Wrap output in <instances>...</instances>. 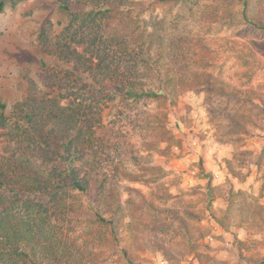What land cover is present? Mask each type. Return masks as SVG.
<instances>
[{
  "label": "rangeland",
  "instance_id": "1",
  "mask_svg": "<svg viewBox=\"0 0 264 264\" xmlns=\"http://www.w3.org/2000/svg\"><path fill=\"white\" fill-rule=\"evenodd\" d=\"M126 1L133 9L104 19L103 39L155 33L168 94L103 106V175L89 179L104 192L83 196L47 190L50 166L28 149L54 123L45 110L60 82L47 71L82 52L63 33L68 14L59 0H0V214L24 235L42 224L29 246L39 264H264V0H249L252 24L242 0ZM16 263L30 264L0 260Z\"/></svg>",
  "mask_w": 264,
  "mask_h": 264
},
{
  "label": "trees",
  "instance_id": "2",
  "mask_svg": "<svg viewBox=\"0 0 264 264\" xmlns=\"http://www.w3.org/2000/svg\"><path fill=\"white\" fill-rule=\"evenodd\" d=\"M59 3L60 9L69 17L63 33L72 42H76L85 54L75 51L77 59L69 62V65L60 64L58 59L53 61L51 67L55 70L47 73L60 84L56 87V99L51 101L52 106H48L45 112L54 123L49 125L46 122V134L31 133L33 143L27 148L32 159L50 166L42 173L48 181L47 190L69 187L80 195L89 196L93 190L104 192L102 180L90 183L89 179V176L103 175L94 136L101 124L103 106L117 97L133 101L167 97L169 85L165 84V78L171 69L166 63V57H159L153 52L157 35L150 33L146 26L141 30L130 28L123 33L114 30L103 39L100 32L103 20L130 12L133 8L128 1L59 0ZM242 4L243 18L252 24L248 11L250 1L242 0ZM75 5L83 9L78 10ZM41 63L47 69L48 63L44 60ZM56 70L65 71V77L74 76L73 80L68 79L61 84L63 79ZM60 102L66 105H59ZM53 107L58 114L52 111ZM6 112L5 105L0 102L2 124L7 119ZM32 117L27 112L22 118L31 121ZM55 194H50L49 199H54ZM35 204L32 205L34 211L39 214L44 209L47 213L45 206ZM10 219V215L0 214V260L20 263L28 260L30 264H39L29 246L30 240L39 238L37 229L41 231L42 224H33L24 235L8 227L14 228ZM37 243L40 244L38 240Z\"/></svg>",
  "mask_w": 264,
  "mask_h": 264
}]
</instances>
